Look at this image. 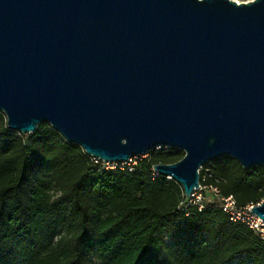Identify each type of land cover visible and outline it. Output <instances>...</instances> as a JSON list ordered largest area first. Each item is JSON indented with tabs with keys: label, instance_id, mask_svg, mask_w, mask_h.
<instances>
[{
	"label": "water",
	"instance_id": "obj_1",
	"mask_svg": "<svg viewBox=\"0 0 264 264\" xmlns=\"http://www.w3.org/2000/svg\"><path fill=\"white\" fill-rule=\"evenodd\" d=\"M0 111L104 161L180 149L152 168L186 198L214 158L264 167V0H0Z\"/></svg>",
	"mask_w": 264,
	"mask_h": 264
},
{
	"label": "trees",
	"instance_id": "obj_2",
	"mask_svg": "<svg viewBox=\"0 0 264 264\" xmlns=\"http://www.w3.org/2000/svg\"><path fill=\"white\" fill-rule=\"evenodd\" d=\"M184 152L161 146L123 169L105 168L46 121L10 129L0 111V264H264V240L207 203L186 205L153 170ZM207 184L244 206L264 200V167L231 156L204 163ZM59 227L43 242L44 226Z\"/></svg>",
	"mask_w": 264,
	"mask_h": 264
},
{
	"label": "built area",
	"instance_id": "obj_3",
	"mask_svg": "<svg viewBox=\"0 0 264 264\" xmlns=\"http://www.w3.org/2000/svg\"><path fill=\"white\" fill-rule=\"evenodd\" d=\"M155 149H158V147ZM138 156L141 155L132 156L126 161H104L93 156L90 157L94 162H99L105 168L118 167L120 169H123L124 167L130 166L131 164L135 163V159ZM206 176H210L208 169L204 170L201 180L199 177V187L194 188L189 197L186 198L184 196L185 204L196 206L198 210H201L206 206L207 203H209L212 206L219 208L223 212H225L228 215L229 220L239 221L247 225L254 233H256L260 237V239L264 240V221L256 214L252 213L250 209V207L259 203L247 204L244 206L238 205L232 195H222L216 185L207 184L205 182ZM168 177L169 176H167V178Z\"/></svg>",
	"mask_w": 264,
	"mask_h": 264
},
{
	"label": "rangeland",
	"instance_id": "obj_4",
	"mask_svg": "<svg viewBox=\"0 0 264 264\" xmlns=\"http://www.w3.org/2000/svg\"><path fill=\"white\" fill-rule=\"evenodd\" d=\"M236 1L241 2V1H248V0H236ZM147 154L148 152L141 156H146ZM59 234H60L59 227H55L54 225H49L47 228L45 225L42 231L43 242L47 243L50 240V238H52L51 241H55L56 238L59 236Z\"/></svg>",
	"mask_w": 264,
	"mask_h": 264
}]
</instances>
